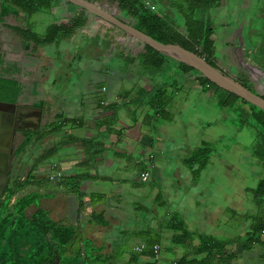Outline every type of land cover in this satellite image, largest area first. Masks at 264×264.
Instances as JSON below:
<instances>
[{
	"label": "crops",
	"instance_id": "obj_1",
	"mask_svg": "<svg viewBox=\"0 0 264 264\" xmlns=\"http://www.w3.org/2000/svg\"><path fill=\"white\" fill-rule=\"evenodd\" d=\"M85 1L128 25L135 27L137 23L116 2ZM142 1L153 5L156 13L170 24L185 30L181 11L187 0ZM1 6L0 2V12ZM72 7L73 4L65 0H53L49 10L39 12L50 16L46 18L47 23L33 22L32 16L13 12L0 19L4 47L17 52L7 56L5 71L9 78L21 84L23 120L33 123L32 126L26 124L28 126L17 133L15 152L25 139L24 129L52 131L42 140L34 136L18 155L22 171L17 177L22 184L31 181L23 187L21 195H41L37 206L45 210L53 222L75 230L74 250H83L87 244L88 248L111 256L113 264H154L146 257L135 263L132 252L115 254V251L123 250V240L134 237L135 232L129 231L131 225L128 223L138 217L131 210L142 205L143 199H151L145 184L157 178L153 186L159 183L163 190L156 191V199L159 203L162 199L164 205L162 195L167 189L171 190L176 208L169 218L181 219L193 236L176 244L172 238L181 232L169 231L164 227L165 222L163 226L161 223L156 226L155 230L162 235L160 264H171L183 256L193 257L200 245L197 238L200 234L227 242L225 252L232 257L230 264H264V234L260 232L264 221V193L255 194L264 178V145H258L252 153L253 175L258 182L254 189L244 185L233 191L217 180L213 185L217 190L213 193L221 201L209 204L205 198L201 199L200 191L184 189L183 183H190L192 188L195 178L212 165V148L209 162L200 174L197 165L188 162L190 157L179 158L180 166L166 184L168 157L185 149L181 146L179 152H171L177 138L172 133L175 126L165 127L164 123H173L178 112L170 105L171 96L181 95L185 102L189 94L183 93L184 86L177 82L165 89L159 88L155 74L138 59L144 47L142 42L78 6ZM259 10H264V0H217V4L203 15L214 26L215 54L220 68L232 77H248L252 87L264 81V13ZM79 19L83 23L71 37L52 45L37 46L16 33L17 29L27 27L37 34L43 33L49 25L71 27ZM37 24L39 31L35 29ZM107 33L114 44H108ZM81 49L91 51L93 59L76 58L74 52ZM64 61L77 65L71 71L66 68L62 73L68 81L64 83L65 78L59 83L56 75ZM175 70L180 73L172 68ZM194 79H189L194 81L191 86L199 90ZM164 97L166 101L160 102ZM237 103L244 112L253 113L249 104L238 100L234 105ZM221 107L228 106L221 104ZM152 110L169 119L163 117L165 120L159 122L151 116ZM57 118L65 122L60 133H53L49 124ZM181 136L187 141L185 134ZM260 138L263 143L261 135ZM204 143L207 142L201 145ZM54 150L53 155L47 156ZM43 155L46 159L40 162ZM220 162L226 163L218 167L225 168L228 174L229 161L221 159ZM184 169L188 172L183 173ZM144 172L150 174L146 182L141 180ZM211 177L208 175L210 181ZM77 178H81L80 193L74 194L70 180ZM183 193L184 204L181 205L178 198ZM193 207L199 210V215L197 213V217L189 221L187 210ZM102 220L105 224L100 223ZM195 226L205 229L206 233L197 232ZM141 244L138 239L132 251ZM169 253L174 255L173 259H169Z\"/></svg>",
	"mask_w": 264,
	"mask_h": 264
},
{
	"label": "trees",
	"instance_id": "obj_2",
	"mask_svg": "<svg viewBox=\"0 0 264 264\" xmlns=\"http://www.w3.org/2000/svg\"><path fill=\"white\" fill-rule=\"evenodd\" d=\"M0 1L2 2L1 15L3 17L10 12L14 14L23 13L25 17H30L33 14L49 10L53 0ZM109 1L118 3L120 9L136 19L137 23L135 28L159 44L170 50L204 60L207 64L220 71L242 88L252 91L251 84L245 76H229L217 63L215 41L213 39L214 26L209 20L205 19V16L203 17L206 11L217 4V0H187L181 11L185 26V30L183 31L170 24L163 16L148 9L145 2L142 0ZM81 22L82 21L79 19L71 27L49 25L43 33L38 34L33 32L29 27L23 30L17 29V31L24 39L32 41L35 45L47 46L71 37L75 33V30L80 28ZM74 25L76 26L74 27ZM143 45V50L138 56L143 67L155 71H164L167 69L170 61H172L174 63L173 67L177 68L183 75L195 71L198 74L196 81L202 87H217L225 90L226 98L222 101L223 105L229 106L238 100L249 104L253 110L252 117L264 131V110L251 105L234 92L215 82L209 76L165 56L149 45ZM20 93L21 86L17 81L0 78L1 101L16 102ZM64 122L63 118H57L54 123L49 124V129L53 128V133H60ZM45 131L46 128L40 132H26L24 141L17 149V154H21L26 149L32 142L34 136H37V140H42L46 135L52 133L51 130H48V132ZM54 153L55 150L50 151L47 156H51ZM210 155L211 147L207 143H204L201 147L193 151L188 162L197 165V173L200 174L207 166ZM45 159L46 155H43L41 161H45ZM30 176L33 178L32 172ZM70 182L72 183L71 190L73 193L79 194L81 178L70 180ZM29 183H31V181L27 180L26 184ZM26 184H21V187H24ZM262 193H264V178L260 181L255 190V194L261 195ZM39 197H41L39 194L24 195L17 204L18 209L13 214L14 216L10 214L0 222V264H4L5 262H11V264H33L32 260L34 259L36 262L35 257L45 248V244H52L54 248L60 247V250L62 247H67L66 249L70 250V256L73 258L70 259V264H113L112 261H110L112 259L111 256L102 255L101 250L93 247L88 248L87 244H85V249L75 251L73 249L77 239L75 230L53 222L45 210L39 208L35 216L29 219L25 214V210ZM101 217L102 216H98V218ZM154 218L158 219V214H155ZM100 223L105 224L103 220ZM161 224L163 226V222ZM164 227L169 231L182 233L181 235L177 234L173 236V243L178 244L179 242H185L193 237L181 219L171 218L170 221L165 223ZM263 227L264 221L262 222L260 232ZM134 237L140 239L142 242L141 245H144V250L141 253L133 251L134 262L137 263L142 257H146L153 261V247L157 244L161 245L162 235L154 228H150L148 231L143 230L135 232ZM197 238L199 239L200 245L196 254L193 257L183 256L171 264H230L232 257L225 252L227 242L216 240L202 234ZM25 249L28 250V254H26ZM86 249L91 252V255L94 254L96 257H94V255L92 257L89 253L87 254ZM153 263L157 264L156 262Z\"/></svg>",
	"mask_w": 264,
	"mask_h": 264
},
{
	"label": "rangeland",
	"instance_id": "obj_3",
	"mask_svg": "<svg viewBox=\"0 0 264 264\" xmlns=\"http://www.w3.org/2000/svg\"><path fill=\"white\" fill-rule=\"evenodd\" d=\"M72 8L74 9L76 6L73 5ZM259 13H264V10H259ZM36 14L32 15V19L30 18L33 22H38L39 20V23L41 21L47 23V19L50 18V16L45 13ZM38 26L39 24H37L35 28L37 31H39ZM106 37L109 45L114 44L113 38L110 37L109 33H107ZM91 54V51H88V49H81L74 52V56L76 58L79 57L81 60L85 61L93 59L90 58ZM75 64L76 62H62L63 67L56 75L59 83H62V79L65 78L66 80L63 82L66 83L68 81L66 75H63L62 72H65L66 68H69L68 70L71 71L77 65ZM173 65L174 63L170 61L167 69L164 71L150 70L157 77L156 79L159 82V88L165 89L177 82L184 86L183 93L185 92L186 94H189L188 101L185 102L181 99V95H179L178 98L174 95L171 96L170 105L174 107L176 111L178 110V112L175 113L176 118L173 123H164L165 127L172 125L175 126L172 133L174 132L177 135V138H175L174 144L171 147V152H174L175 150L179 152L181 150V146L185 149L184 152H179L178 155L168 157V163L165 167L166 172L164 171L169 175L166 184H168L172 174L179 168V158L183 159L185 157H190V153H192L197 147H201L202 142L205 141L213 150L211 157L212 165H209L207 167L208 170L203 172L200 177L198 176L195 178V184H192V188L190 183H183L184 189L187 188L188 190L192 189V191H200L201 199L205 198V201L208 204L221 201L218 200V198H216L217 195L213 193V190L216 189L213 185H215V181L217 180H219V184H222L224 188L229 187L233 191L238 190L244 185L248 188L254 189L258 182L257 178L253 175L252 158L254 156L252 153H254V149L258 145H264L260 138V135L262 137L264 136L262 127L256 123V120L251 116L252 113H248L247 111L244 112L240 108L239 103L236 105L230 104L226 108L221 107L222 101L226 98L224 89H219L217 87L208 89L202 87L201 85H198L199 90L195 89L191 86L194 84V81H190L189 79L196 78L198 74L195 71H191L185 75L181 73L177 74L176 70V73L172 71V68H175ZM228 75L230 76V74ZM194 80L196 81V79ZM249 82L251 83V81ZM252 90L257 95H263L264 97V81L262 83L258 82V85L254 84ZM161 101H166V98L164 97L160 100V102ZM168 102H170V100ZM149 108L151 107L149 106ZM151 116L156 118L159 122L163 121V117L167 118L166 115H156V113H153V110L151 111ZM160 119H162V121ZM168 119L169 118H167V120ZM184 127L188 128L187 132H185ZM182 134L187 136V141L182 138ZM221 159L229 161L228 163L230 164V169L228 174H226L225 168L218 167L221 164H226L220 162ZM40 162L42 161L40 160ZM187 172L188 169H184L183 173ZM223 173L224 175L222 176ZM208 175L212 176L211 181L208 179ZM155 181L157 182V178H151L145 184L149 187L151 199H143L142 205L135 206V209L131 210L134 211L133 213L138 217V219L129 220L128 225H131L129 231H148L152 226H154L153 228L155 229L156 226H160V223H166L171 220L169 217L174 214L176 208L174 194L171 190L167 189L166 194L162 193L165 204H161L162 199L159 203L156 199V191L163 190V187H161L159 183L156 187L153 186ZM25 192H27V190H25ZM178 203L181 205L184 204V193L178 198ZM197 213L199 215V210L194 207L188 209L186 215L189 221L194 219V217H197ZM155 214H158V219L154 218ZM195 228L198 230L197 232L206 233L204 231L205 229L202 230L199 226H195ZM137 241L138 238L136 237H129L123 240L121 242V244H123V250L115 251V254H129L131 252L133 254L134 252L132 251V248ZM86 251L87 254L89 253L91 255V252H89L88 249H86ZM93 255L91 256L93 257ZM94 257L96 256L94 255ZM173 257L174 255L169 253V259H173ZM70 259L73 258L69 255L65 258V262L70 264ZM160 262H162V258L158 264H160Z\"/></svg>",
	"mask_w": 264,
	"mask_h": 264
},
{
	"label": "water",
	"instance_id": "obj_4",
	"mask_svg": "<svg viewBox=\"0 0 264 264\" xmlns=\"http://www.w3.org/2000/svg\"><path fill=\"white\" fill-rule=\"evenodd\" d=\"M65 1L73 5H76L79 8L85 10L86 12L114 25L115 27L129 34L130 36L136 38L143 44L155 48L157 51L164 54L165 56L179 63L188 65L191 68L209 76L215 82L227 88L228 90L234 92L235 94L240 96L243 100L247 101L251 105L259 107L262 110H264V98L260 97L251 90L242 88L241 86L233 82L230 78L222 74L220 71L207 64L204 60L195 58L193 56L181 52L173 51L164 47L163 45L159 44L158 42H156L146 34L137 30L134 26L122 22L113 15L101 10L97 6L85 0H65ZM21 94L22 93L19 94L16 103L0 101V147L2 148L4 146H8L12 135L13 134L15 135L17 132V130L12 127L13 123L14 122L23 123L24 121L23 120L24 117H19L17 113V109H19L21 103ZM27 109H34V108L27 107ZM19 118L21 120L18 121ZM2 148L0 149L1 152H3ZM12 154H14V151H12ZM0 162L3 165L9 166L8 172L6 173V181H9V179L17 171L18 167H21L20 160L19 161L17 160V163L15 165H13L11 161L8 164V155L6 154H2V155L0 154Z\"/></svg>",
	"mask_w": 264,
	"mask_h": 264
},
{
	"label": "flooded vegetation",
	"instance_id": "obj_5",
	"mask_svg": "<svg viewBox=\"0 0 264 264\" xmlns=\"http://www.w3.org/2000/svg\"><path fill=\"white\" fill-rule=\"evenodd\" d=\"M1 5H2V2H1ZM1 13H2V6H1V12H0V19L4 18L1 15ZM17 32L18 31H16V33ZM4 37H5L4 31L2 30L1 25H0V78L7 79V80H13V79L9 78L10 75H8L7 72L5 71L6 70L5 60H6L7 56L15 55L17 52H15V51L11 52V51L6 50V48L3 45ZM11 44L13 46L12 42H11ZM13 53H15V54H13ZM13 81H16V80H13ZM20 86H21V84H20ZM2 102H5V101H2ZM9 103H16V102H9ZM20 107H19V109H17V113H18L19 117H23L22 116L23 112L20 109ZM19 120H21V119L19 118L18 121ZM24 121H23V123H20V122H14L13 123L12 127L17 130L16 134L12 135L8 146H4L3 148L0 147V149L1 148L3 149V152L0 151V154L1 155L2 154L8 155V164L11 161L12 164L15 165L17 163V160H18L19 154H17L15 152V143H16L17 133H20L22 131V129L25 128L26 126H28V125L32 126L33 125V123H31V122L25 123ZM26 124H28V125H26ZM24 131L28 132L29 130L24 129ZM12 151H14L15 155L12 154ZM8 169H9L8 165H3L0 162V222H2L4 220V218L8 217L10 214L13 215L17 211V209H18L17 204H18L19 200L24 197V195H21L23 187H21L22 183L19 181L20 177H17V175H19L21 173L22 167H18L17 171L13 174V176L9 179V181H6V173L8 172ZM36 201L37 200H35L34 203H31L28 206V208L25 210V214L29 219H32L35 216L37 210L39 209V206H37ZM44 247L45 248L42 249L41 252L35 257L37 264H38V262H39V264H67L65 262V258L70 255V250L66 249L67 247H62L61 250H60V247L54 248L52 244L51 245L45 244ZM4 250H5V248H4ZM6 251H8V250H6ZM25 251H26V254H28V250L25 249ZM5 257L9 258L8 256H5ZM37 259H38V261H37ZM36 262L34 259L32 260L33 264H36ZM4 264H11V262H5Z\"/></svg>",
	"mask_w": 264,
	"mask_h": 264
},
{
	"label": "built area",
	"instance_id": "obj_6",
	"mask_svg": "<svg viewBox=\"0 0 264 264\" xmlns=\"http://www.w3.org/2000/svg\"><path fill=\"white\" fill-rule=\"evenodd\" d=\"M145 5L152 12H155V13L157 12L156 8L153 5H151L149 2H145ZM59 176H60V174H59ZM149 177H150L149 172H144L141 174V180L142 181H147L149 179ZM261 234H264V227L261 231ZM143 250H144V245H139L135 248V251L137 253H141ZM161 251H162L161 245L157 244L153 247V255H154L153 256V262L158 263L161 260V258H162Z\"/></svg>",
	"mask_w": 264,
	"mask_h": 264
}]
</instances>
